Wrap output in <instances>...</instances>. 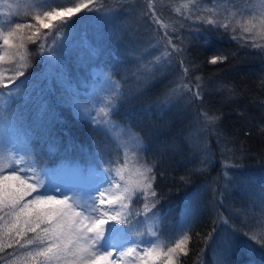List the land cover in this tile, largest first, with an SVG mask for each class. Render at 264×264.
Returning <instances> with one entry per match:
<instances>
[{
    "label": "snow or ice",
    "instance_id": "obj_1",
    "mask_svg": "<svg viewBox=\"0 0 264 264\" xmlns=\"http://www.w3.org/2000/svg\"><path fill=\"white\" fill-rule=\"evenodd\" d=\"M189 4L195 11L189 9L188 4L183 5L186 11L177 9L184 19L179 21V28L170 29L172 35L154 33L141 44L132 24L126 22L123 25L128 46L124 56L117 59L131 67L125 70L121 80L114 78V70L109 67L111 61L105 63L100 59L107 52L105 42L111 39V34L106 33L101 22L94 18L81 17L85 31L77 38L74 28L78 21L72 17L81 12L100 13L111 21L123 14L125 21L135 17L137 22L148 28L150 23L160 24L153 0L137 5H130L128 0H116L112 7L97 6L96 0H76L55 6L44 2L39 5L40 10L31 15L32 22H6L0 26V64L14 65L10 70L0 69V89L6 90L0 91V106L23 102L25 108V112L17 113L7 127L4 118L0 117V251L5 248L23 250L17 252L8 264H125V261L127 264H183L181 257H188L190 253L189 233L198 224L207 226L209 230L196 235L207 248L210 243L213 245L218 264H228L231 240L227 236L216 239L221 226L256 239L257 233L248 223L252 218L251 208L231 210L232 215L241 218L239 225L219 211L227 206L225 197L233 189H241L242 185L246 187L248 184L235 179L228 171L238 167L239 155L245 154L247 149L240 151L235 148L234 134L223 131V112L206 106L205 93H219L223 99L229 100L237 94L235 87L223 81L202 80L200 76H195L196 84L192 86L190 78L193 73L189 68L197 69L200 64L192 59L188 46L197 39V34L211 31L199 26L204 24L211 25L212 29L222 28L226 33L231 30L232 40L238 44L245 41L240 44L241 48L260 49L264 54V44L257 43L264 40V0H212L211 6L205 0H189ZM234 7L236 12L231 11ZM208 14H211V19ZM89 28L94 44L88 39ZM204 42L208 43L207 38ZM28 44L38 45L43 67L39 72L26 75V70L31 67ZM153 48H158L159 54H154ZM82 49L87 51V56ZM235 55V52L219 51L207 63H224ZM68 59H74L77 66L87 73L81 78L80 88L69 81L66 72ZM177 64L179 70H176ZM8 71L10 74L6 75ZM165 72H174L175 76L162 102L183 101L192 112L184 135L192 157L191 166L181 176V181L189 183L193 176L206 175L211 171L216 156L211 147L212 140H215L221 157L220 171L197 188L183 209L178 210L181 227L170 234L167 245L158 242L157 232L150 228L152 239L141 247L143 240L136 238L140 221L125 210L134 193L143 192L151 207L146 203L136 215L145 218L149 213L157 215L152 209L159 200L150 199L157 197L152 185L153 167L138 171L134 182L125 180L118 170L117 176L123 181L121 185L111 175V161H106L99 151L86 152L70 136L64 137L59 132V114L47 97L55 81L62 88L57 98L58 105L70 108L78 119L86 120L94 129L99 127L112 133L120 141L118 147L141 151V137L112 119L118 101L125 96L122 81L132 75L143 81L146 87L158 74ZM20 77L24 79L20 80ZM137 91H143V88ZM101 93L106 94L105 106L94 114L86 106V101L95 103ZM29 105L37 109L31 122L26 115ZM261 108L264 110V101H261ZM100 116L103 119L98 118ZM259 131L264 134V127ZM34 140L41 146L46 145L48 152L54 154V158L43 166ZM166 148L167 145H161L159 153L163 154ZM74 151L80 153L83 163L71 157L70 153ZM209 190L213 199L209 201V219L203 221L196 202L199 193ZM261 197L260 207L264 213V187ZM257 225L264 230V214ZM260 235L262 238L257 243L264 248V231ZM204 251L205 248H200L197 255Z\"/></svg>",
    "mask_w": 264,
    "mask_h": 264
},
{
    "label": "trees",
    "instance_id": "obj_2",
    "mask_svg": "<svg viewBox=\"0 0 264 264\" xmlns=\"http://www.w3.org/2000/svg\"><path fill=\"white\" fill-rule=\"evenodd\" d=\"M13 4L30 3L38 7V3H56L60 0H13ZM12 1V2H13ZM11 2V3H12ZM208 6L212 5V0H205ZM97 6L106 5L112 7L116 0H96ZM130 5L145 4L146 0H128ZM160 24H152L145 28L143 23L137 22L135 17H131L127 21L122 19L123 14L113 18L111 21L106 19L100 13L81 12L72 19L76 20L81 15H90L96 21L101 22L104 31L111 34V39L106 41L107 52L100 59L105 63L111 61L109 67H112L115 73L114 78L121 80L125 74V70L131 65L121 63L118 57L124 56L127 45V34L124 32L123 25L127 22L132 24L134 31L139 36L141 44L146 43L155 33L164 36L166 33L172 35L171 28H179V21L184 17L177 12V9L186 11L183 5L188 4L189 9L195 11L193 6L189 4V0H153ZM38 4V6H37ZM39 10V9H38ZM37 10V11H38ZM232 12H236L234 7ZM36 11L29 10L18 12L17 14L7 18L6 22H21L30 23L31 15ZM229 13H225L228 15ZM211 19V14H208ZM6 22L0 21V26H4ZM201 28L207 27L211 31H205L197 34V39L188 47L192 59L200 64L197 69L189 68L193 73L191 85L196 84L195 76H200L202 80L210 82L223 81L235 87L236 95L229 100L222 98L219 93H205L206 106L212 109H220L223 112V131L229 134H234L236 143L235 148L246 153L239 155L237 161L238 167L230 168L228 171L231 176L237 180L247 181V186H241V189H233L230 194L225 197L227 206L222 207L219 211L223 212L225 217H230L235 224H240V217L232 215V209L243 207L251 208L252 218L248 223L253 225V231L257 233L256 239L247 238L242 233H233L230 228L221 226L217 231L216 239L227 236L231 240V248L228 253V264H264V248L257 241L262 237V230L257 222L262 214L260 207L261 189L264 187V134H261L259 129L264 127V110L261 108V101H264V54H261L260 49L241 48L231 38V30L224 32L221 29H212L211 25H199ZM91 30V28H89ZM181 32L183 30L181 29ZM91 36L92 31H90ZM237 35L240 34L237 30ZM246 35V34H245ZM205 38L208 43L206 44ZM89 39V38H88ZM90 40V39H89ZM90 42H92L90 40ZM156 43L154 39L151 40ZM93 44L95 42H92ZM257 43L264 44V40H258ZM27 48L30 52L29 60L31 67L26 70V75L39 72L43 65L38 51L37 44H28ZM151 51L154 54H159L158 48H153ZM219 51L235 52L236 55L229 61L211 65L207 61ZM99 61L97 62V66ZM12 64H0V69H12ZM92 65L89 66V69ZM88 69V70H89ZM179 70L178 64L177 69ZM66 72L69 81L77 88L81 87V78L87 73L84 69L78 67L74 59L66 61ZM10 74V71L5 73ZM174 72H165L158 74L146 87L143 81H138L135 76L128 75L122 81V87L125 92L123 99L117 103V108L112 116L122 128L131 129L137 133L142 141V150L133 151L125 150L118 147L120 141L110 132L102 128H93L86 120L78 119L70 108L57 104V98L61 95V86L53 81L52 91L47 99L49 104L56 108L59 114V124L57 128L64 137H71L73 142L78 146H83L86 152L99 151L106 161H111V175L116 178V181L123 185V181L119 180L117 171L124 176L125 180L135 181L138 171H142L148 166L153 167V190L156 191L157 197L150 198L151 200L158 199L156 207L152 209L153 216L149 213L145 218L143 215H136L141 212L145 204L150 201L145 199L143 192L134 193L133 199L128 201V209L125 211L133 215L136 220L140 221L138 225L139 233L137 239L143 240L141 247L147 244L152 236L149 232H157L159 236L158 242L167 245L170 234L175 233L181 227V214L178 210H182L185 202L196 192L202 184L212 177L217 176L220 171L221 157L216 149V142L212 140L211 147L216 151L215 165L206 175H196L191 178V182L185 183L181 181V176L185 174L190 167V150L184 142L186 135V127L192 118L190 106H187L183 101H173L171 103L162 102L165 93L171 86V81L174 79ZM24 77H20L23 80ZM19 82V81H17ZM138 88H143V91H137ZM0 91H6L0 89ZM81 91L84 89L81 88ZM86 106L89 104L86 101ZM25 108L23 102L5 103L0 106V117L4 118L5 127L11 122L17 113H24ZM243 112L241 116L239 113ZM37 114V109L34 105H29L26 115L31 122ZM103 119L102 116L98 117ZM245 132L248 135H245ZM38 158L41 160V166L49 163L50 159L54 158V154L49 153L47 146H41L39 141H33ZM167 145L166 151L163 154L159 153V147ZM63 151V147H61ZM239 154V153H238ZM73 159H79L84 162L83 157L79 152H71ZM156 157V159H153ZM132 159L137 164V169L132 166L127 170L125 165L127 161ZM130 165V164H129ZM162 173V175H161ZM222 187V185H221ZM138 197V199H137ZM251 197V198H250ZM213 199L212 192L206 191L199 193L196 206L203 221H208L209 201ZM217 199H219V189L217 191ZM209 228L205 225L198 224L193 231L189 233L191 236L188 257H181L183 264H218L216 258V250L210 243L207 248L197 232H207ZM200 248H205L202 255H197ZM20 249L5 248L0 251V264H8L17 252H22Z\"/></svg>",
    "mask_w": 264,
    "mask_h": 264
},
{
    "label": "rangeland",
    "instance_id": "obj_3",
    "mask_svg": "<svg viewBox=\"0 0 264 264\" xmlns=\"http://www.w3.org/2000/svg\"><path fill=\"white\" fill-rule=\"evenodd\" d=\"M13 0H0V21L6 22L7 18H10L11 16L17 14L18 12H25L29 10H34L37 11L38 9L40 10L38 4L40 5L41 3H38L37 6H33L30 3L27 4H21V3H17V4H13L14 1ZM12 2V3H11ZM76 2V0H60L59 2L53 3V5H67L69 3H74ZM38 10V11H39ZM33 15V14H32ZM81 17H91L89 14L88 15H81L80 17L76 18V21H78V23L75 25L74 31L77 34V38H79V36L85 31V24L83 21L80 20ZM90 29H88V38L92 41L95 42L94 37L91 36L90 33ZM82 51L85 52V55L87 56V51L83 50ZM91 68L88 70V72L90 73ZM89 79H91V77L89 76ZM105 102H106V94H99L96 98L95 103H93L92 101H87V103L89 104V108L92 109L93 113H98L99 109L101 107L105 106ZM130 164V165H129ZM133 167L134 169H137V164L132 160L129 159V161H127V164L125 165V169H129L130 167ZM31 197H29L30 199ZM125 264H127V262L125 261Z\"/></svg>",
    "mask_w": 264,
    "mask_h": 264
}]
</instances>
